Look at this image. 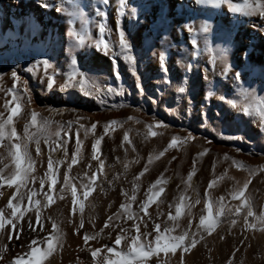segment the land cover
Wrapping results in <instances>:
<instances>
[{
	"label": "snow or ice",
	"instance_id": "6c2138e0",
	"mask_svg": "<svg viewBox=\"0 0 264 264\" xmlns=\"http://www.w3.org/2000/svg\"><path fill=\"white\" fill-rule=\"evenodd\" d=\"M109 5L110 0H90L87 4L84 3V0H55L54 3H50L49 0H38V8L54 10L67 16L68 27L63 33L45 25L34 15L28 13L16 18L6 30L0 32V43L5 45L3 52L14 50L18 54H22L24 51L35 53V55H29L22 66L19 61L15 59L10 61L3 52H0V64L6 65L5 70L0 71V82L5 76L11 80L10 87H3L0 83V92L4 97H10L3 100V111H0V187L7 185V188L14 189L6 198L5 204L0 206V264H45V261L47 264H57V254L63 248L65 233L59 227L61 221L53 219L51 216L43 217L42 210L53 201V187L58 183L61 199L64 198L62 194L66 189L70 191L67 224L71 226L75 223L72 233L79 235L82 241L77 245V250L89 254V264H171L170 258L164 259L160 253L176 254L178 249L177 264H185V254L189 253L197 244L205 241L207 235L212 234L219 222V217L226 209L233 216H239L241 212L245 213L243 232L246 233L248 230L264 232V207H261L259 211H254L251 198L245 195V190L251 179L257 174L264 175V165L248 166L227 154L223 156L224 160L231 161V166L238 167L247 173V179L243 184L238 185L229 193L230 199L239 201V203L227 205L224 203L223 196L216 201H210L206 190L202 214L198 218L195 230H193L191 214L193 205L185 204L186 198L183 194L179 197V202L175 204L174 214L171 211L168 212L162 230L161 224L157 222L161 213L157 210L155 220L150 215L148 211L150 205L164 191L163 184L166 181L161 178H157L151 183L144 192L143 198L137 201V182L147 170V164L132 177L130 191L123 187L120 188L119 195L122 199L116 211L106 215L98 230L93 216L88 218L91 230L85 229L84 201L94 190L97 175H104L105 160L101 158L100 149L104 136H110L111 130L122 127L129 121L135 124H144L147 137L163 135L162 132L158 133L154 129H169L171 125L155 119V117L151 123H145L134 116H128L124 120L110 119L103 123L89 121L87 116L79 114L74 107L48 108L47 111L50 115L41 116L38 111L32 108L33 89L30 88L28 79H25L22 74H30L31 79L36 80L38 70L42 69L39 83L44 85L45 91L53 90L54 77L57 76V62L54 54L58 49L65 47L66 40L68 43L65 51L70 57L67 61L68 70L60 73L64 77L63 82L57 85L55 90L61 93L67 92L69 96L72 94L69 90L78 91L80 95L96 101L100 105L101 111L120 109L127 105L115 101L109 103L110 97L123 96L125 91L121 83L117 60L123 61L127 66L128 72L134 79L136 94L140 96L145 94V90L138 74L137 63H142L144 60H155L158 65L157 81L165 87H157L155 94L149 96V100L153 105H157V97L162 96L167 88H174L177 97L186 99L188 102L186 116L191 114L192 101L187 84L192 70V62L181 63V59L175 61L183 72L173 83L167 64L169 50L180 48L182 52H186L190 47V55L196 56L202 46L205 52L210 53V59L205 62L203 73H198L202 76L208 89L204 95L205 100L216 94L224 84H227L226 91L218 94L217 99L235 111L236 115L231 118L243 116L258 119V127L261 134H264V66H257L250 62L247 47L240 49L238 60L231 58L239 45L236 40L238 25L246 22L254 32H259L264 36V0H242V3H235L234 0H191V3L188 0H178L175 4H169L167 0H116L114 33L107 22ZM89 8L92 10V17L86 14V10ZM151 9L156 10L155 18L148 30L152 35L145 38L144 45L134 49L128 38L127 30L122 26V20L127 15L129 21L143 23L144 17ZM233 16L238 17L235 22H233ZM254 17L257 19H251ZM177 18L180 19V22L174 24L173 21ZM77 22L79 23L78 29L74 27ZM89 26L97 29L98 34L94 40L89 35ZM172 28H175L179 37H183L187 32V47L183 39L179 44L171 42ZM86 40L89 47H94L97 52L110 59L115 84L102 87L98 84L97 78L91 75L89 70L82 68L75 56H71V52L83 47ZM157 43L160 45L159 48L155 46ZM217 62L222 67L219 73L213 71V75L220 76L222 82L218 81L212 84L207 79V73L209 66L214 67ZM18 83L19 87H17ZM204 107L202 102L199 113L202 127L208 120L207 113L203 110ZM22 111L25 112V115L22 127L18 130L16 123L19 121L14 122V118L20 117ZM65 111L71 113L73 118L63 122L51 119L53 114L62 115ZM133 111H141V108H135ZM164 111L175 114L170 107H164ZM215 115L220 122L230 118L229 112H217ZM98 124L102 131L96 135ZM180 130L184 131L185 135H172L166 147L157 154L156 159L164 156L165 152L170 149L179 150L180 146L200 138L195 136L192 131L183 128ZM130 131L132 129L124 130L120 142V147L125 149L124 173L129 167L127 149L131 148L135 152V148L129 141ZM212 131L221 140L240 142L244 140V137L239 134H226L223 130L216 128H213ZM81 133H83V139ZM90 135L92 137L90 156L85 164V169H91V174L89 175L86 171L78 181L76 177L70 176V171L73 165L78 163V160L84 158L83 143ZM203 139L206 144L212 143L206 137ZM70 140L73 141V146L69 156L68 144ZM125 142H128L127 148H125ZM58 150L61 151L62 158L53 159V153ZM235 150L240 151L239 148ZM208 151V148H203L194 157L193 167L184 180L186 189L190 186L192 176L196 171L195 161L202 158ZM42 155L46 156V159L38 160ZM153 158V155L150 154L148 162L150 163ZM91 161H96L94 168ZM115 161L119 163L120 158L115 157ZM38 162L44 169L43 174L39 177L33 174L34 166ZM61 165H64L62 173L60 172ZM226 175L227 169L219 177L209 181L207 188L211 189L218 180L224 179ZM119 176L120 174H115L112 179L106 181L110 188L118 182ZM37 181L38 187H29L30 184H36ZM21 189L25 190L21 191ZM103 191L104 189L101 188V192ZM17 193L20 194L17 195ZM2 195L3 192H0V196ZM36 197H40V199H36ZM24 201L27 203L22 207ZM199 202V199L194 201V203ZM133 204H135V211H133ZM108 207H111V202ZM171 207L170 204L169 208L171 209ZM185 207L188 208L186 224L178 234L173 235V231L180 227L178 220ZM25 212H32V214L24 218L23 225H21L20 221ZM74 214H76L75 221L73 220ZM249 218H251V222H249ZM46 220L47 227H45ZM168 221L173 223L169 225ZM236 223V219H232L231 224L235 225ZM149 224H151V229H149ZM22 230L23 235H21ZM229 234H231L230 229ZM101 239L110 240L111 243L100 244ZM218 239L223 240V234H218ZM17 241H19V246L24 249L23 254L14 251ZM90 241H96L99 246H92ZM239 243L243 244L244 240L241 239ZM203 246L207 248L206 243ZM233 255H235V250ZM258 257L259 253L256 258ZM225 264H233L232 258L230 257ZM238 264H244L243 259Z\"/></svg>",
	"mask_w": 264,
	"mask_h": 264
},
{
	"label": "rangeland",
	"instance_id": "374dc122",
	"mask_svg": "<svg viewBox=\"0 0 264 264\" xmlns=\"http://www.w3.org/2000/svg\"><path fill=\"white\" fill-rule=\"evenodd\" d=\"M35 4L27 11L28 14L34 15L38 20L42 21L45 25L54 28H62L64 31L67 29L68 25L66 23L67 16L61 13H57L54 10H45L37 7L38 0H33ZM50 3H54L55 0H49ZM90 0H84V3H89ZM169 4H175L178 0H167ZM191 3V0H188ZM235 3H242L241 0H234ZM115 2H110L108 10V25L112 28L113 33L115 32L114 24V13H115ZM15 5L11 2H6V0H0V12L1 11H14ZM226 7V6H225ZM10 9V10H9ZM155 9H151L148 14L144 17L143 23H136L135 21H129L127 15L122 20V26L128 32V38L134 46V49L140 48L145 43V38L151 36L152 33L149 30L153 19L155 18ZM86 14L92 17V10L89 8L86 10ZM171 14V13H170ZM20 17V16H19ZM237 16H233V22L237 19ZM98 19V18H97ZM242 19V18H241ZM257 19V18H251ZM226 20V19H225ZM224 20V21H225ZM14 21V20H13ZM12 21V22H13ZM10 22V24H12ZM180 22L177 18L173 21L174 24ZM227 22V20H226ZM248 23H243L242 25H247ZM59 25V26H58ZM241 25V26H242ZM239 26V25H238ZM240 26V27H241ZM77 29L79 28V23L74 25ZM97 29L89 26V35L94 40L97 37ZM171 42L179 44L181 39L185 41V46L187 47V32L184 33L183 37H179L176 34L175 28H172ZM115 39V36H113ZM253 40L252 38H250ZM256 39L258 40L256 46L254 45V58L252 64L257 66H264V36L259 32H256ZM68 41H65V47L57 50L55 55V60L57 62V76L54 77L56 80V85L51 91H45L44 85L39 83V76L42 75V69L37 72V79L33 80L30 74H22L25 79H28L29 86L33 89V104L32 108L39 112L41 116H49L48 108H76L81 115L88 117L89 121H100L101 123L110 120L118 119L124 120L128 116H134L138 119L144 121L145 123H151L153 117L158 120H162L165 123H169L171 127L169 129H160L163 135H157L156 137H147V130L144 124H135L131 121L125 123L122 127H117L115 130H111L110 136L105 135L101 142V158L105 160V167L110 168L108 176L105 178L103 183L97 188L95 194L86 202V208L83 212L85 220V229L91 230V226L88 223L89 216L95 218L94 223L96 229L101 225V221L106 218L107 214H111L116 211L118 204L122 197L119 195L120 188L123 187L126 190L131 189L132 177L137 174L141 169L144 168L145 164L148 165L147 170L140 177L138 183L137 191V201L143 198L144 192L147 190L149 185L153 183L157 178H161L166 181L163 184L164 197L158 201H154L148 211L153 219H156L157 210L161 213L159 216L158 223L161 224V230L163 229L166 216L169 211L174 214L175 204L179 202V197L183 194L185 196V204H192L191 214L193 219V230H195L198 223V218L202 214V209L204 206V193L208 191V198L210 201H216L221 196H223L224 203L227 205L238 204L239 201H232L230 199L229 193L236 188L238 185H242L247 179V173L238 167L231 166V161H226L223 156L227 154L229 157L235 160L242 161L248 166H258L264 165V134H261V130L258 127V119L251 117L236 116L232 119L231 116H235V111L231 110L229 106L223 104L217 99V95L226 91L227 84L219 88L216 94L205 100L204 95L208 90L205 86V81L202 76L198 73H203L205 62L210 59V53L204 52V55L200 53L203 50L202 46L196 56H191V48L188 51L182 52L180 48L170 49V55L168 57V69L169 76L172 78L173 83L177 81L182 75L183 70L178 67L175 63L177 59H181V63H186L187 61L192 62V70L189 74L190 78L188 80L187 88L190 93V99L192 101L191 114L185 115L188 109V102L186 99H180L174 88H167L162 96L157 97L158 104L153 105L149 100V96H153L156 92L157 87L164 88L163 84L158 83V65L155 60H144L142 63H137L138 74L141 78L142 86L145 90L143 96L136 94V89L134 87V79L127 70V66L121 60H117L118 70L121 75V83L124 86V95L115 96L109 98V103L115 101L117 103L123 102L126 107L116 109L113 111H101L100 105L89 98H86L79 94L78 91L69 90L72 92L71 96L67 92L61 93L56 89V86L63 82V76L60 74L62 71L68 70L67 61L70 58L66 53L65 48L67 47ZM155 43V41H153ZM4 45L0 43V48ZM157 48L160 45L157 43L155 45ZM245 46H240V43L232 55L233 60H238L240 55V49ZM247 47V46H246ZM248 51L249 48L247 47ZM204 51V50H203ZM179 53V55H178ZM9 60H17L24 66V60L27 57H22L16 51L5 54ZM35 55V54H31ZM71 56H75L78 63L82 68L89 70L90 74L97 78L98 84L102 87H106L108 84H115V78L112 76V67L110 59L101 53L97 52L94 47L88 46V41H85V45L81 48H77L71 52ZM99 57V61H95V58ZM60 66H63L62 68ZM221 65L217 62L214 67L209 66V71L207 73V79L212 84L220 81L222 78L218 75H213V71L219 73L221 70ZM6 65L0 64V71H4ZM59 79V80H58ZM2 83L3 87H10L11 80L8 76H5ZM19 87V83L17 84ZM130 93V94H129ZM5 98L3 93L0 92V111H3L2 104ZM204 103V111L207 113L208 120L205 126H201L200 109L201 103ZM141 108V111H133L135 108ZM164 107H170L174 110L175 114H169L164 111ZM217 112H229L230 118L224 122H220L216 118ZM25 112L22 111L20 117L14 118L16 127L18 130L22 127L23 116ZM183 117V118H181ZM72 114L65 111L61 114H53L51 119L58 122L67 121L72 119ZM187 129L192 131L193 134L199 139L193 140L186 145L180 146L179 150L176 148L170 149L165 152L164 156L156 159L157 154L162 151L170 137L172 135L184 136L185 132L180 129ZM213 128L223 130L226 134H239L244 137L243 142L240 141H225L219 139L215 133L212 131ZM126 129H132L129 132V141L135 148V152L131 148L127 149V160L129 161V167L124 173L123 163L125 156V149L120 147V142L122 140L123 132ZM102 131L100 124L97 125L96 135H99ZM159 132V133H160ZM83 139V133L80 134ZM204 137L211 140V144H206ZM92 137L91 135L84 140L83 143V159L78 160L76 165H73L70 176H74L79 181L87 171L91 174V169H85V164L88 162L90 156V145ZM127 143L125 142V148H127ZM43 146V145H42ZM73 146V141L70 140L68 144L69 156L71 154V149ZM203 148H208L209 151L202 158L195 161L196 171L192 176L190 186L187 187L184 180L188 176L189 171L193 167V160L197 153L202 151ZM239 148L240 151L235 149ZM153 155V160L149 163L148 156ZM115 157L120 158V162L115 161ZM175 157V159H172ZM61 151H56L53 153V159H61ZM39 159H46V156L42 155ZM133 161L134 163H131ZM91 165L94 168L96 161H91ZM112 165V167H109ZM34 175L41 176L43 174V168L39 162L34 166ZM104 167V168H105ZM237 168V169H236ZM227 169V175L224 179L218 180L216 184L211 189L207 188L209 181L214 178L219 177L224 170ZM64 171V165H61L60 172ZM7 172V170H6ZM115 174H120L118 182H116L111 188L106 183L107 180L112 179ZM47 186V185H46ZM29 187H38V181L36 184H30ZM101 188L104 189L101 192ZM56 193H59V183L53 188ZM14 189L7 188V185L0 187V192L3 195L0 196V206H3L6 202V198L11 194ZM25 189H21L24 191ZM64 192H70L65 190ZM53 193V192H52ZM20 193H17L19 195ZM246 196L250 197L253 203L255 211H259L261 207H264V175L257 174L253 177L249 187L245 193ZM40 199V197H36ZM197 199L200 200L199 203H194ZM15 202V199H14ZM109 202H111V207H108ZM27 201L22 202V207ZM172 205L171 209L169 205ZM94 205V207H91ZM70 209V197L65 198L52 208H43L42 216L49 217L53 219H59L61 223L59 227L65 226L72 232V228L75 227V223L71 226L67 224ZM107 209V212H106ZM133 211H135V204H133ZM188 208L182 212L181 217L178 220L180 227H177L173 231V235L178 234L181 228L186 224ZM28 213V212H27ZM24 216L26 218L31 215L32 212ZM24 218L22 217L20 223L23 225ZM73 220H76V214L73 215ZM131 223L130 221L128 222ZM169 225L173 222L168 221ZM48 226L47 220L45 221V227ZM149 229H151V224H149ZM229 229L231 234H229ZM243 221L237 222L232 225L231 222L226 223L224 226L220 227L216 232L208 235L205 241H202L195 248H193L189 253L185 254V264H225V262L231 257L233 264H238V262L243 259L244 264H264V232H258L254 230H248L246 233L242 231ZM23 232V230L21 231ZM107 232V229H105ZM218 234H223L224 239H218ZM79 236V235H78ZM151 238V237H150ZM243 239L244 243L240 244L239 241ZM82 241L80 240L79 244ZM92 246H99L96 241L89 242ZM111 243L110 240L101 239L100 244ZM207 244V248L203 245ZM123 244L121 245V247ZM211 249V251H208ZM235 250V255L233 252ZM84 252V254H83ZM176 254H165L161 255L164 259H169L171 264H177ZM259 253V257H257ZM80 255V256H79ZM88 257H87V256ZM90 258L89 254L85 251L80 250L77 254V259ZM211 257V259H209ZM86 260V259H85Z\"/></svg>",
	"mask_w": 264,
	"mask_h": 264
},
{
	"label": "bare ground",
	"instance_id": "6f19581e",
	"mask_svg": "<svg viewBox=\"0 0 264 264\" xmlns=\"http://www.w3.org/2000/svg\"><path fill=\"white\" fill-rule=\"evenodd\" d=\"M115 1L116 0H110V2H115ZM6 2H11L12 4L15 5V7L13 8L14 9L13 12L12 11H8V10L6 12L5 11L4 12L3 11L0 12V32L6 30L11 25L10 22L15 20L19 16H22L23 14L27 13V11L32 7V5L35 4V2L33 0H6ZM241 2H242V0H241ZM224 22L226 23V20ZM241 25L237 26V29H236V40L240 43V46H245V47L247 46L249 48V51H248L249 60H250V62H252V60L254 58V49L253 48H254V45L256 46V44L258 42V40L256 39V32H254V30L252 28H250L248 24L244 25V26L243 25L241 26ZM54 29L59 31V32H61V33L64 32V29L62 28V26H61V28H54ZM250 38H252L253 40H251ZM4 47H5V45L0 48V52H3ZM13 51L3 52V54L5 55V54L13 52ZM204 52L205 51H203V50L200 51V53L203 54V55H204ZM31 54H35V53L34 52L33 53H29L27 51H24L21 54V56L22 57H27V56H29ZM99 59L100 58L97 57V58H95V61H99ZM56 83L57 82L55 80V84L54 85H56ZM154 130L157 131L158 133L160 132V129H154ZM154 137H156V136H154ZM131 163H134V162L131 161ZM110 171H111L110 168L105 167L104 168V175L103 176H101L99 174L97 175L96 186H95L94 190L91 192V194L89 195L88 199L86 201H84V205H85L84 210L87 207L86 206V202L95 194L97 188L103 183V181L108 176ZM249 185L250 184H248V186ZM54 187H56V185ZM165 189H164V191H165ZM246 190H245V193H246ZM164 191L161 193V195L157 198L156 201H158L162 197H164ZM52 195H53V201L48 204L46 209L52 208L55 205L59 204V202L61 200L70 197V192H64L62 194L63 197H64L63 199L60 198L61 194L60 193H56L55 191H53ZM29 207H31V206H29ZM26 213L27 212L24 213V216L26 215ZM28 213L30 214L31 212H28ZM244 215H245V213L241 212L239 216H233L226 209L224 211V213L219 217V222H218L217 226L215 227V229L213 230L212 233L216 232L220 227L224 226L226 223L231 222L232 219H236L237 222L243 221V216ZM249 222H251V218H249ZM61 230L65 233V238H64L63 248L60 251V253L57 254V264H89L90 258H87L88 257L87 255H86L87 256L86 258L79 259V260L77 259V254L80 252V250H77V245L80 242L79 236L78 235H74L65 226H63L61 228ZM21 235H23V232H21ZM14 251L17 252V253L23 254L24 249L19 246V241H17L15 243ZM177 251H179V249ZM83 254H84V252H83ZM167 254H169V253H167ZM160 255H165V253L162 252V253H160ZM45 264H47V261H45Z\"/></svg>",
	"mask_w": 264,
	"mask_h": 264
},
{
	"label": "crops",
	"instance_id": "0c3cea01",
	"mask_svg": "<svg viewBox=\"0 0 264 264\" xmlns=\"http://www.w3.org/2000/svg\"><path fill=\"white\" fill-rule=\"evenodd\" d=\"M253 179V178H252ZM252 179H251V181H252ZM250 184V183H249ZM249 187V186H248Z\"/></svg>",
	"mask_w": 264,
	"mask_h": 264
}]
</instances>
